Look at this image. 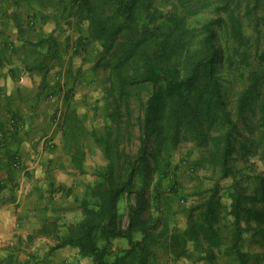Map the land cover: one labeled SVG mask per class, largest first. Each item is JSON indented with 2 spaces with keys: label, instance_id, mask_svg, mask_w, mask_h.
I'll use <instances>...</instances> for the list:
<instances>
[{
  "label": "trees",
  "instance_id": "trees-1",
  "mask_svg": "<svg viewBox=\"0 0 264 264\" xmlns=\"http://www.w3.org/2000/svg\"><path fill=\"white\" fill-rule=\"evenodd\" d=\"M58 5L62 18L86 22L89 38L100 44L96 68L106 75L108 126L96 138L106 164L95 170L97 180L79 203L83 219L66 229L55 249L76 248L80 259L92 264H158L160 246L178 253L192 241L195 249L213 256L226 240V253L246 264L243 234L264 241L263 174L245 176L252 197L248 185L234 186L222 219L227 237L219 234L224 210L217 188L195 208L196 219L188 214L182 233H171L166 218L144 214L153 173H160L158 184L167 175L162 155L182 141L199 147L213 142L210 161L225 178L232 175L237 155L260 154L264 160V0H69ZM28 24L32 28L35 22ZM232 83L239 85L233 108L227 95ZM135 113L139 147L132 156L121 149V140L126 127L127 140L132 134ZM64 126L80 161L78 141L86 130L72 108ZM125 195L133 203L129 200L124 228L118 205ZM118 239L127 247L113 249Z\"/></svg>",
  "mask_w": 264,
  "mask_h": 264
},
{
  "label": "crops",
  "instance_id": "crops-1",
  "mask_svg": "<svg viewBox=\"0 0 264 264\" xmlns=\"http://www.w3.org/2000/svg\"><path fill=\"white\" fill-rule=\"evenodd\" d=\"M59 7L0 0V264H83L76 248L55 246L83 219L79 203L97 180L95 126L101 111L91 107L100 93L94 83L86 85L83 64L65 54L74 20L54 13ZM68 108L88 128L87 139L78 141L80 161L64 126ZM12 118L17 127L9 128ZM15 155L19 169L12 167ZM171 228L182 233L187 223ZM193 247L187 241L185 251L173 253L160 246L158 264H238L225 243L213 256Z\"/></svg>",
  "mask_w": 264,
  "mask_h": 264
},
{
  "label": "rangeland",
  "instance_id": "rangeland-1",
  "mask_svg": "<svg viewBox=\"0 0 264 264\" xmlns=\"http://www.w3.org/2000/svg\"><path fill=\"white\" fill-rule=\"evenodd\" d=\"M36 2H45L51 3L52 5L58 4L60 1H69V0H33ZM24 5H21L23 9ZM56 8V6H55ZM63 7L55 9L54 13L63 14ZM72 13V12H71ZM64 15V14H63ZM73 22L70 21L69 30L74 34L72 36H67V45L65 54H68L72 58L78 59L80 63L83 64L85 69V78L86 85H91L94 83V87L100 93V100L97 101V105L91 107L93 111H101L100 119L97 121L95 126L96 136L102 137L105 134V130L108 126L106 120V113L104 112L105 101L103 100V88L106 75L100 68H96L97 59L101 53L100 44L89 38L88 27L86 22L80 21L77 17L73 16ZM69 19V18H68ZM68 23V22H67ZM82 40H81V39ZM80 40V41H78ZM84 40V41H83ZM76 48V49H75ZM83 57V58H82ZM59 60V58H58ZM58 77H53V80L56 81ZM239 90V85L237 83H232L227 85V95L230 107L233 108L235 96ZM137 113L134 114L132 123L134 125L132 129V134L127 140V127L126 131L123 134L121 140V149L124 152L134 156L137 153L139 147L138 141V130L135 125V118ZM17 121V120H16ZM85 122V121H84ZM83 124L84 129H88L86 125ZM90 124V123H88ZM9 128L17 127L16 122L12 125L10 121L7 122ZM240 131L242 132L243 137H246L247 132L243 130V126L239 124ZM88 137H91L89 134ZM87 139V136L84 138ZM240 139V138H239ZM100 152V164L96 165V169L102 168L105 166L106 162L103 157V151L101 144L95 143ZM88 147L89 144H87ZM211 151H214V143L211 142L208 146L199 147L193 141H182L175 148L171 149L170 153L162 155V158H166L165 172L167 173L166 177L162 178L160 181V173L155 172L151 177V182L148 187L147 197L149 198V207L148 212L144 214V217L149 215L154 219H164L166 218L169 223L172 222V225L176 227H183L187 220L189 219L188 214L193 213L192 216L194 219L197 218L199 214V207L209 196V191L213 188H217L218 197L221 198L222 203V213L220 215V220L218 221L221 227L219 228L220 237H227V230L222 226L223 213L227 212L225 206L230 202V196L234 191V186L237 183L244 186L248 185L249 189L247 194L250 197L253 195V190L251 184L245 181V176L248 174L256 173L264 175V160L260 154L251 155L246 154L244 156L237 155L233 158L231 164L233 165V173L229 177L225 178L222 176L221 168L214 166V163L210 161ZM98 152V154H99ZM94 163V162H93ZM92 167H90L91 171ZM133 203V198L129 199ZM129 200L125 195L118 205V211L122 217V227H126L127 224V210ZM260 207V206H259ZM191 209L195 211L191 212ZM261 213H264V207H261ZM198 213V214H197ZM249 224L256 226L254 219L248 220ZM247 226L245 218L242 219V226ZM262 236L253 237L249 233L243 234V240L241 242V251L247 255L246 264H264V241L261 238ZM122 239L115 240L113 242V249L116 248H125ZM226 240H222V243H225ZM206 247V244H203ZM194 250L195 247H193ZM114 256L108 258L109 261H112ZM83 264H92L91 259H83ZM229 264V263H228Z\"/></svg>",
  "mask_w": 264,
  "mask_h": 264
},
{
  "label": "built area",
  "instance_id": "built-area-1",
  "mask_svg": "<svg viewBox=\"0 0 264 264\" xmlns=\"http://www.w3.org/2000/svg\"><path fill=\"white\" fill-rule=\"evenodd\" d=\"M76 49V48H75ZM15 122V119H10V124L12 125ZM0 138H3V133L0 132ZM12 167L15 169H19L20 168V161L17 155L14 156L13 158V162H12Z\"/></svg>",
  "mask_w": 264,
  "mask_h": 264
}]
</instances>
